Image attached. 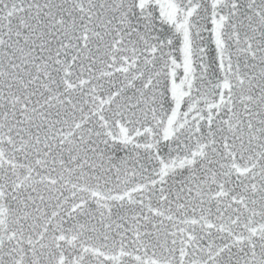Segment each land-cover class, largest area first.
<instances>
[{"label": "snow or ice", "instance_id": "6c2138e0", "mask_svg": "<svg viewBox=\"0 0 264 264\" xmlns=\"http://www.w3.org/2000/svg\"><path fill=\"white\" fill-rule=\"evenodd\" d=\"M0 264H264V0H0Z\"/></svg>", "mask_w": 264, "mask_h": 264}]
</instances>
